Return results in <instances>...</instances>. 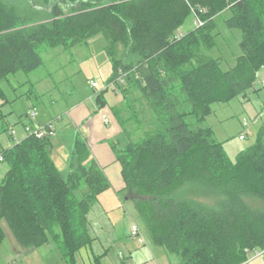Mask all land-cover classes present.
<instances>
[{"label":"trees","instance_id":"1","mask_svg":"<svg viewBox=\"0 0 264 264\" xmlns=\"http://www.w3.org/2000/svg\"><path fill=\"white\" fill-rule=\"evenodd\" d=\"M193 10L203 25L178 33ZM225 10L232 12L228 26L243 34V53L226 71L208 54L215 17ZM98 36L113 65L110 85L123 94L112 110L130 138L111 143L121 192L135 200L151 241L178 264H242L263 251L264 129L232 160L204 122L215 103L252 89L264 68V0H0V135L8 131L9 103L1 81L38 69L43 49H71ZM127 108L130 116L120 118ZM53 138L29 134L0 148L9 165L0 183V246L5 220L25 249L53 244L67 264H77L94 241L88 215L111 183L80 135L64 174ZM211 195L214 203L201 199Z\"/></svg>","mask_w":264,"mask_h":264},{"label":"rangeland","instance_id":"2","mask_svg":"<svg viewBox=\"0 0 264 264\" xmlns=\"http://www.w3.org/2000/svg\"><path fill=\"white\" fill-rule=\"evenodd\" d=\"M28 1L32 2L33 0ZM62 7L66 11L70 8L68 5ZM231 16L232 12L230 10H225L216 15L215 45L208 50V54L218 59L221 68L225 71L234 67L237 58L243 53L240 47L243 37L242 31L238 28H230L227 24V20ZM193 27L194 16L192 15L186 20L178 33H186ZM95 38L91 39L90 43L77 45L71 49H43L41 53L43 63L38 69L32 72L19 71L1 81V87L6 92L9 103L3 107V111L7 115L8 131L0 135V148L6 149L23 140L28 134L25 128L26 125L39 126L37 122L47 121L48 123V121H51L57 131L56 134L58 133V136L56 135L58 137L56 143L58 144L62 141L64 128L71 131L73 135L80 130L83 137L89 138L88 132L91 128L105 129L104 116L108 118L111 126L113 123L116 124L117 118L115 119L110 106H120L123 101V94L121 95V92L117 93L115 91V89H118L115 84L110 85L109 80L113 73V65L105 51V40L102 36ZM263 79L264 68L260 70L252 89L246 92L245 95H239L231 101L215 103L213 112L205 119V125L213 129L215 138L224 144V148L232 160H235L242 150L253 145L257 134L264 129ZM90 80L96 81L98 87L92 88ZM102 94L108 102L103 107L98 102V97ZM135 96L140 97L138 91H136ZM128 103L136 106V108L141 107V103L139 105V102L134 101L131 97L128 99ZM76 107L79 108V111H83L82 118L79 119L80 122L76 124L78 126L71 122L70 116L67 114L70 111V115L73 119H76V111L73 113V108ZM130 110L127 108L120 118L130 116ZM31 112L36 113L35 118L30 116ZM245 120H247L249 126L244 125ZM248 128L250 133L247 132ZM13 132L15 134L11 135ZM243 133L246 138L240 139V135ZM127 135L120 130L117 137H107L104 143L108 146L119 139L123 144H127L130 141ZM136 136L137 133L133 134L135 139ZM88 146L93 149L97 144L94 139H90ZM58 150L63 155L67 153V150L71 154L70 145L67 148L58 146ZM60 160L57 158L58 167L66 174L68 171L67 162L64 165ZM8 169L9 165L6 162H0V183ZM106 194L116 193L110 188L106 191ZM119 194L123 198L128 197L125 192ZM201 199L214 203L216 196L211 195ZM125 212L132 214L133 218L137 220L138 225L144 231L142 236L150 243V235L139 217L134 199H125L123 207V217L127 216L129 220L130 215ZM1 223L6 238L0 246V264H67L61 251L53 244L37 249H25L17 242L7 222L2 220ZM130 225L122 222L119 228L125 231ZM173 256L177 257L176 255ZM77 264H82L80 258L79 263L77 260Z\"/></svg>","mask_w":264,"mask_h":264},{"label":"crops","instance_id":"3","mask_svg":"<svg viewBox=\"0 0 264 264\" xmlns=\"http://www.w3.org/2000/svg\"><path fill=\"white\" fill-rule=\"evenodd\" d=\"M92 40H89L88 43ZM110 107L112 108L113 106ZM74 112L76 119H73L70 115V111H68L67 114L70 116L71 122L74 123L75 126H78L76 124L77 122H80L79 119L82 118L83 111H79V108L76 107L73 108V113ZM27 116L29 117V114ZM50 122L51 121H48V123ZM37 124H47V121L37 122ZM105 124V129L97 127L91 128L90 132H88L89 138L83 137L80 130L73 135L71 134V131H68V129L65 128L61 137V143H56L58 133L56 134L57 136H54L53 138V159L57 166V158L61 159L60 161L64 165H66L67 162V167L71 158L70 151L67 150V153L63 155V153L58 150V146H65L67 148L70 145L72 153L76 135H80L85 139L88 145L89 140L94 139L97 146L93 149L92 147L89 148L91 155L103 169L111 183V189L116 193L112 195H107L106 191L101 193L98 196L97 202L93 205L88 215V220L94 241L92 245L80 250L78 253V263L80 258L82 264H93V262L94 264H178L179 258L173 256L174 254L169 253L164 247L156 245L152 241L150 243L148 241L140 243L138 237L132 236V225H138V222L130 213L125 212L127 215H130L129 220L127 216L123 217L125 199L128 200L132 198L130 196L123 198L122 195L119 194V192L125 187L124 180L121 176V166L116 160L111 145L106 146L104 143L107 137H117V133L121 129L119 128L118 121L116 124L113 123L112 126L110 121L105 122ZM110 127L113 128L111 129ZM28 135L29 134H27V136ZM14 145H11L10 147ZM61 155L63 156L62 158ZM122 222L131 225L127 230L123 231L122 228H119V225L122 224ZM140 231L144 234V231L141 228ZM99 256L101 258L98 259ZM242 264H264V250L260 251L258 255L252 254L249 259Z\"/></svg>","mask_w":264,"mask_h":264},{"label":"built area","instance_id":"4","mask_svg":"<svg viewBox=\"0 0 264 264\" xmlns=\"http://www.w3.org/2000/svg\"><path fill=\"white\" fill-rule=\"evenodd\" d=\"M192 12H193V16H194V24H195V26L203 25V21L199 17V13H197L195 10H193ZM199 12L200 13H206L207 11L205 9H201ZM262 83L264 84V79L262 80ZM90 85L94 89L98 87L97 82L94 81V80L90 81ZM35 115H36V113H34V112L30 113V116L32 118H35ZM103 119L105 120V122H109V120H108V118L106 116H104ZM244 125L245 126H249L247 120L244 121ZM26 131L28 132V134H33L37 138H40V139L46 138V137H51L52 138V137L56 136L55 127H54V125L51 122L47 123L45 125H39V126H28L27 125L26 126ZM247 132L250 133L249 128L247 129ZM11 134L14 135L15 133L13 132ZM245 138H246V135L244 133L240 135V139H245ZM3 161H4V157L0 153V162H3ZM132 235L135 236V237H138L139 241L141 243H145L146 242V240L142 236L143 234L141 233L140 228H139V226L137 224H133L132 225ZM259 253H260L259 251H256L254 254L258 255Z\"/></svg>","mask_w":264,"mask_h":264}]
</instances>
